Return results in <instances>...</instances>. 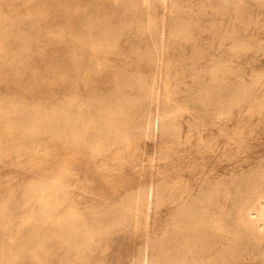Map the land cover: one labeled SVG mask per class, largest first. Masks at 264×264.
<instances>
[{
	"label": "rangeland",
	"instance_id": "obj_1",
	"mask_svg": "<svg viewBox=\"0 0 264 264\" xmlns=\"http://www.w3.org/2000/svg\"><path fill=\"white\" fill-rule=\"evenodd\" d=\"M259 209L264 0H0V264H264Z\"/></svg>",
	"mask_w": 264,
	"mask_h": 264
},
{
	"label": "bare ground",
	"instance_id": "obj_2",
	"mask_svg": "<svg viewBox=\"0 0 264 264\" xmlns=\"http://www.w3.org/2000/svg\"><path fill=\"white\" fill-rule=\"evenodd\" d=\"M194 65H196V64H194ZM258 204V203H257ZM256 217L255 218H258V219H264V209H259V210H256V215H255ZM247 223L248 224H253V223H255L254 222V219H252V218H250L248 221H247ZM260 224V223H259ZM257 227V226H256ZM142 264H148V260H147V258H143V260H142Z\"/></svg>",
	"mask_w": 264,
	"mask_h": 264
}]
</instances>
